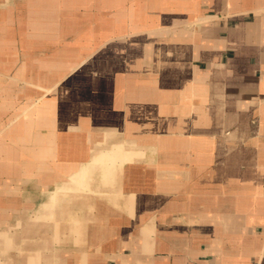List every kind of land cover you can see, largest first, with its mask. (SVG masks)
<instances>
[{
    "label": "crops",
    "instance_id": "1",
    "mask_svg": "<svg viewBox=\"0 0 264 264\" xmlns=\"http://www.w3.org/2000/svg\"><path fill=\"white\" fill-rule=\"evenodd\" d=\"M3 17L0 62L28 57L0 79V126L53 90L0 141V225L19 228L0 262L264 264V0H12Z\"/></svg>",
    "mask_w": 264,
    "mask_h": 264
},
{
    "label": "rangeland",
    "instance_id": "2",
    "mask_svg": "<svg viewBox=\"0 0 264 264\" xmlns=\"http://www.w3.org/2000/svg\"><path fill=\"white\" fill-rule=\"evenodd\" d=\"M11 3H12V0H6L4 2V6H2L0 4V19H2L3 15H4V17L7 15V7L10 8ZM2 13H3V15H2ZM27 57H28L27 55H20V57L17 58L15 60V62H12V63H9V64H8V60H4L3 59L4 61L2 60L0 62V66H1L0 69L3 66H6V65L9 66V68H7L8 69L7 72L3 73V72L0 71V79L9 80L12 77V75L16 73V68H18L20 65H22ZM10 66H13V67H10ZM72 75H73L72 73H68V75L66 77L67 80H70ZM52 88H53V86H51L49 88H46V89H44V88H36V89H34V96L30 100H28V99L26 100V99L22 98V95L25 94V93H23V94L21 93V100H20L19 104H17V108H16V110H19L20 114L19 115L18 114L15 115L11 111L1 121L2 125L0 126V141H1V139H3V136L11 129V127L13 126L12 124H14V122L22 121L27 116L29 110H33L34 108L36 109L40 105H42V103L45 101V99H47L51 95V91L53 90ZM23 89H25V87H21V90H23ZM14 115H15L16 118L14 117ZM99 138H100L99 139L100 142H102L104 140L102 135H100ZM53 174L59 175L60 173L54 172ZM101 187L102 186L100 185V188ZM103 188L107 189V186L103 187ZM38 193L39 192L36 193V204H35L36 208H39L40 206H42L45 203V200H48V198H49V196L48 197L46 196V198H47L46 199L43 194L38 195ZM53 195H54V193L52 192L51 193V198L53 197ZM87 202L88 201H85V203H87ZM23 210L27 211V207H24ZM22 218L26 219V217H22ZM55 218H58V216H55ZM90 219H91V217H89V216L85 217V220H90ZM11 220L12 219H10V221H9V223L11 222L10 225L8 224V225H5L4 227L0 225V235L1 234H5V233L13 235V236L18 235V230H19V228L17 227L18 223L17 222L13 223ZM40 220L41 221L39 223L43 224L44 223V218L40 217ZM57 221H59V220H57ZM12 224L13 225L15 224V225L13 226ZM52 224H53V226L55 225L53 220H52ZM56 224H58V223H56ZM53 236H55V235H53ZM23 238L27 239V233L25 234V236ZM36 238H39V237L36 236ZM16 240H18V239H16ZM59 249L60 248H53L52 250H59ZM23 251H27V249L24 248ZM8 255H11L10 257H13L15 260H18L19 258H22L26 254H21V252L19 250H14V251L12 250V253H11V251H9ZM0 256H1V250H0ZM0 264H11V262L10 261H8V262L6 261L5 263L0 262ZM69 264H72V263H69Z\"/></svg>",
    "mask_w": 264,
    "mask_h": 264
},
{
    "label": "bare ground",
    "instance_id": "3",
    "mask_svg": "<svg viewBox=\"0 0 264 264\" xmlns=\"http://www.w3.org/2000/svg\"><path fill=\"white\" fill-rule=\"evenodd\" d=\"M2 237H0V239H1ZM11 247V246H10ZM1 250V249H0Z\"/></svg>",
    "mask_w": 264,
    "mask_h": 264
}]
</instances>
